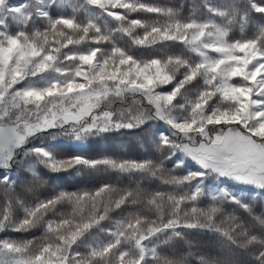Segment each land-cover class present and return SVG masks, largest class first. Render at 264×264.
I'll return each instance as SVG.
<instances>
[{
	"label": "snow or ice",
	"instance_id": "obj_1",
	"mask_svg": "<svg viewBox=\"0 0 264 264\" xmlns=\"http://www.w3.org/2000/svg\"><path fill=\"white\" fill-rule=\"evenodd\" d=\"M0 264H264V0H0Z\"/></svg>",
	"mask_w": 264,
	"mask_h": 264
},
{
	"label": "trees",
	"instance_id": "obj_2",
	"mask_svg": "<svg viewBox=\"0 0 264 264\" xmlns=\"http://www.w3.org/2000/svg\"><path fill=\"white\" fill-rule=\"evenodd\" d=\"M161 3L172 2L176 0H159ZM150 129L144 128L135 130H124L120 133L108 134L89 143V153L91 155H113L125 156L132 159H140L149 151ZM74 149L71 142H65V146L61 149L64 154H68ZM44 183L41 184L39 191L47 193L54 187L59 186L67 190H76L80 188H92L99 183L110 181L112 178L108 176H76L68 173H51L47 170L42 171ZM36 235H39L37 230Z\"/></svg>",
	"mask_w": 264,
	"mask_h": 264
}]
</instances>
